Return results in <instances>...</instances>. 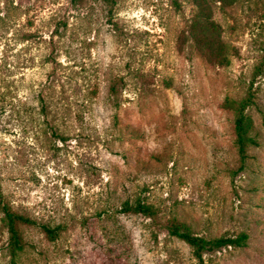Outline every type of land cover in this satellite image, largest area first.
I'll return each mask as SVG.
<instances>
[{"label":"rangeland","instance_id":"rangeland-1","mask_svg":"<svg viewBox=\"0 0 264 264\" xmlns=\"http://www.w3.org/2000/svg\"><path fill=\"white\" fill-rule=\"evenodd\" d=\"M0 190V264H264V0H0Z\"/></svg>","mask_w":264,"mask_h":264},{"label":"trees","instance_id":"trees-1","mask_svg":"<svg viewBox=\"0 0 264 264\" xmlns=\"http://www.w3.org/2000/svg\"><path fill=\"white\" fill-rule=\"evenodd\" d=\"M107 2L114 3L115 0H106ZM253 95L251 91H248L247 97L239 102L235 107L236 117L234 120V133L235 140L234 143L237 146L238 152L240 154L241 160L244 161V148L249 145H255L256 142L249 136H247L246 122H245V111L248 107L253 105ZM1 198V190H0ZM2 211L4 214V221L7 225L9 233V249L11 256L15 257L17 253L23 250V242L19 234L20 225H34L35 223L29 218L23 217L20 214L10 211L6 204H3ZM122 213H133L147 216L148 218H153L155 216V210L141 202H136L133 205L128 203L124 204ZM43 232L48 238L54 240L57 236V231L49 228L46 225L40 226ZM170 235L185 242L192 250L194 258L199 262V264H204V254L217 251L225 247L231 248H243L246 246L248 235L246 233H240L236 237H219L214 239H205L200 236L192 235L186 230H182L179 225H171L169 228Z\"/></svg>","mask_w":264,"mask_h":264}]
</instances>
